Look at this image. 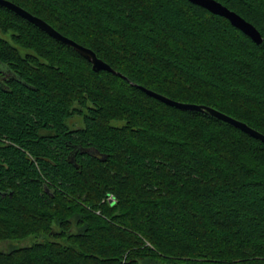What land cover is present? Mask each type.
<instances>
[{"label":"trees","instance_id":"trees-1","mask_svg":"<svg viewBox=\"0 0 264 264\" xmlns=\"http://www.w3.org/2000/svg\"><path fill=\"white\" fill-rule=\"evenodd\" d=\"M11 1L113 71L0 5V264H264V142L143 89L264 134V0Z\"/></svg>","mask_w":264,"mask_h":264},{"label":"water","instance_id":"water-1","mask_svg":"<svg viewBox=\"0 0 264 264\" xmlns=\"http://www.w3.org/2000/svg\"><path fill=\"white\" fill-rule=\"evenodd\" d=\"M189 1L206 8L207 10H209L210 12L214 14L225 17L233 26L239 28L241 31H243L246 35H248L257 44H260L262 42L261 33L251 22L247 21L245 18L240 16L238 13L229 9L227 6L223 5L220 1L218 0H189ZM0 5L5 6L8 9L14 11L15 13L25 17L28 21L38 26L39 28H41L42 30L47 32L52 37L66 43L69 46H72L75 50H77L87 60L91 62L93 70L97 71L103 68V69H108V70L113 71V69L107 63H105L102 59H100L92 49L84 47L76 43L75 41L67 38L66 36L62 35L55 28H53L49 23H47L45 20L29 13L27 10H25L18 4L14 3L13 1L0 0ZM143 89L148 94L156 98H159L162 101L170 105H174L180 109H189V110H194V111L207 112L223 121H226L238 127L244 132H247L250 135L264 142L263 133L252 128L247 123L240 121L238 119H235L213 107L202 105V104L186 103V102L177 101L167 96H164L162 94H159L157 92H154L152 90H149L147 88H143Z\"/></svg>","mask_w":264,"mask_h":264},{"label":"rangeland","instance_id":"rangeland-1","mask_svg":"<svg viewBox=\"0 0 264 264\" xmlns=\"http://www.w3.org/2000/svg\"><path fill=\"white\" fill-rule=\"evenodd\" d=\"M70 123H74L75 126H79L81 124L80 119L78 117H73L70 120ZM40 237H37L35 235H30L26 238L23 239H12V240H5V241H0V248H10V247H22V246H27L31 245L35 241H38Z\"/></svg>","mask_w":264,"mask_h":264},{"label":"built area","instance_id":"built-area-1","mask_svg":"<svg viewBox=\"0 0 264 264\" xmlns=\"http://www.w3.org/2000/svg\"><path fill=\"white\" fill-rule=\"evenodd\" d=\"M108 200H109V201H113V200H114V197H113L112 194H110V195L108 196Z\"/></svg>","mask_w":264,"mask_h":264}]
</instances>
